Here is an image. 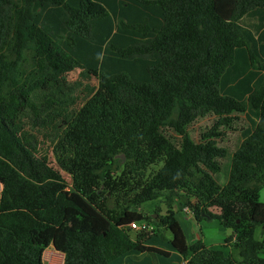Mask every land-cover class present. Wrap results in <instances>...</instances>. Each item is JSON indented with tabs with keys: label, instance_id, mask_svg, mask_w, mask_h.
<instances>
[{
	"label": "trees",
	"instance_id": "16d2710c",
	"mask_svg": "<svg viewBox=\"0 0 264 264\" xmlns=\"http://www.w3.org/2000/svg\"><path fill=\"white\" fill-rule=\"evenodd\" d=\"M76 69L98 86L57 136L56 169L12 123ZM0 184V264H46L49 246L62 264L168 256L153 237L183 264H264V0H0ZM158 200L164 213L138 210ZM177 200L231 234L188 242Z\"/></svg>",
	"mask_w": 264,
	"mask_h": 264
},
{
	"label": "rangeland",
	"instance_id": "374dc122",
	"mask_svg": "<svg viewBox=\"0 0 264 264\" xmlns=\"http://www.w3.org/2000/svg\"><path fill=\"white\" fill-rule=\"evenodd\" d=\"M14 1L20 6L23 0ZM29 86L27 85L26 88ZM97 86L98 82L93 76L88 75L80 69H76L68 73H52L49 82L39 85L28 94L29 105L24 106L16 115L14 120L15 128L18 133L28 140L32 148L34 147L33 149H35L36 152H33L50 166L58 169L52 154V147L57 136L67 122L73 117L77 109L96 90ZM206 123H208V120L199 119L195 121L188 128L189 135L194 139L199 137V130L204 127ZM240 126H246V122H239L235 128L239 129ZM238 129H227L228 138L234 144L241 141ZM14 132L19 138L15 129ZM118 158L124 161L121 155H119ZM157 167L159 166H152L149 171L154 172ZM61 173L65 180L70 183V177L64 172ZM219 181L220 183H224L225 180L220 176ZM259 200L264 202V186H262L259 191ZM183 208L184 210H188L187 207L183 206L181 202L177 200L175 211L183 225L188 242L193 243L201 239L209 247H220L224 243V239L226 235H228L227 228L222 226L216 219L209 217L199 222L194 220L185 221V219L183 220L182 218V214H184ZM138 210L146 214L151 213L156 217L157 214L164 213L165 205H163L161 200H158L146 203ZM155 211L156 213H154ZM151 225L155 226L154 224ZM163 235L167 239L171 237L169 231H164ZM255 238L264 239V233L261 232V227L256 228ZM155 239L163 241L158 237H153L148 243L150 245L155 243ZM164 242L165 243H162L164 245L163 247H165L168 252L171 251L168 256L157 254H144L140 257L129 256L126 259L127 261L118 258L111 264H179L181 262V256L172 248L169 242ZM43 260L46 264H62L63 255L56 252L52 246H49L45 249Z\"/></svg>",
	"mask_w": 264,
	"mask_h": 264
},
{
	"label": "crops",
	"instance_id": "0c3cea01",
	"mask_svg": "<svg viewBox=\"0 0 264 264\" xmlns=\"http://www.w3.org/2000/svg\"><path fill=\"white\" fill-rule=\"evenodd\" d=\"M28 100H29V97H28ZM24 107V106H23ZM23 107H21L18 111H17V114L21 111V109L23 108ZM16 114V115H17ZM16 117V116H15ZM14 120H15V118L13 119V128L15 129V131L17 132V134H18V136H19V139L24 143V144H26L29 148H31L33 151H35V149H33L32 148V146L28 143V140L26 139V138H24L20 133H18V131H17V129L15 128V123H14ZM29 145H28V144ZM36 152V151H35ZM0 186H1V184H0ZM183 212H184V214H182V218H183V220L185 219V221H191V220H194V218L192 217V215H191V213L189 212V210H187V209H185L184 210V208H183ZM176 218L178 219V221H179V223L181 224V227H182V229H183V225H182V223H181V221L179 220V217L177 216V213H176ZM195 221V220H194ZM183 231H184V229H183ZM231 234V230L230 229H228V235H226V237H228L229 235ZM225 237V238H226ZM198 240H200V241H202L201 239H198ZM225 240V239H224ZM157 241H159L158 239H155V243H153V244H151V245H154V246H158V247H160V248H162V249H164V250H167V249H165V247H163L164 245L162 244V243H165L164 241H159V242H157ZM197 241V240H196ZM203 242V241H202ZM204 244H205V242H203ZM206 245V244H205ZM207 246V245H206ZM209 247V246H208ZM226 249H230L229 247L228 248H226ZM168 251V250H167ZM45 252V251H44ZM57 252V251H56ZM170 253H171V251H169ZM59 253V252H58ZM61 254V253H60ZM134 254H137L138 255V253H134ZM63 255V254H62ZM43 257H44V253H43ZM129 256H127V255H125V256H122V257H120V258H122V259H124V261H127L126 259L128 258ZM184 263V260L182 259V257H181V262L179 263V264H183Z\"/></svg>",
	"mask_w": 264,
	"mask_h": 264
},
{
	"label": "built area",
	"instance_id": "2783aa9c",
	"mask_svg": "<svg viewBox=\"0 0 264 264\" xmlns=\"http://www.w3.org/2000/svg\"><path fill=\"white\" fill-rule=\"evenodd\" d=\"M130 227L135 230H151L153 225L143 221L141 223L133 222L131 223Z\"/></svg>",
	"mask_w": 264,
	"mask_h": 264
},
{
	"label": "water",
	"instance_id": "95a60500",
	"mask_svg": "<svg viewBox=\"0 0 264 264\" xmlns=\"http://www.w3.org/2000/svg\"><path fill=\"white\" fill-rule=\"evenodd\" d=\"M122 158H124V155H121Z\"/></svg>",
	"mask_w": 264,
	"mask_h": 264
}]
</instances>
